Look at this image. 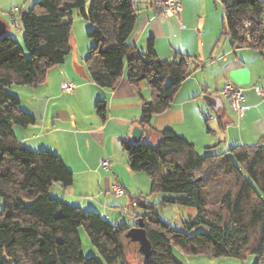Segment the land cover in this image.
<instances>
[{
	"label": "trees",
	"instance_id": "16d2710c",
	"mask_svg": "<svg viewBox=\"0 0 264 264\" xmlns=\"http://www.w3.org/2000/svg\"><path fill=\"white\" fill-rule=\"evenodd\" d=\"M87 1L38 0L29 10L19 7L28 54L11 34L0 36V264H103L85 256L81 227L106 264H131L124 238L140 220L152 245L148 258L142 254V264H183L175 250L215 258L254 254L256 264H264V135L256 145L203 154L172 129L160 132L159 145L122 140L130 168L149 175L151 193L166 194L162 205L196 209V216L185 222L187 228L205 225L207 230L193 235L164 222L156 204L142 202V196L131 202L144 209L132 226L113 223L96 211L85 213L50 195L55 183L73 184V171L53 150L23 145L13 127L34 124L35 117L7 89L44 83L49 70L65 61L72 50L75 12L94 26L87 33L92 46L86 67L95 83L113 89L126 74L133 85L146 82L150 87L151 99L142 106L144 128H153V116L169 109L185 80L204 65L189 54L163 59L153 40L147 53L131 44L139 18L134 0H91L90 11ZM223 6L232 45L264 53V0H223ZM95 110L107 119L106 97Z\"/></svg>",
	"mask_w": 264,
	"mask_h": 264
},
{
	"label": "crops",
	"instance_id": "0c3cea01",
	"mask_svg": "<svg viewBox=\"0 0 264 264\" xmlns=\"http://www.w3.org/2000/svg\"><path fill=\"white\" fill-rule=\"evenodd\" d=\"M134 1L139 18L131 44L147 53L153 40L163 59L189 54L204 64L185 80L170 108L153 116L150 139H142L141 143L159 145L160 132L172 129L193 142L202 154L229 151L236 145L258 144L264 135V53L232 45L226 30L223 0H181L180 18L164 16L158 0ZM21 2L0 0V19L7 23L9 34L10 24L21 32L11 20L15 6L24 8ZM86 9L90 11L91 0L87 1ZM93 27L88 19L75 12L72 50L65 61L49 70L44 83L13 84L8 88L9 93L19 97L21 108L35 117L34 124L14 125L13 129L23 145L33 150H53L73 171V184L69 187L53 184L49 189L51 196L121 224L128 222L122 209L149 189H143L141 183L151 184L146 172L130 168L122 147L123 139L132 141L133 127L141 125L142 106L151 99V89L146 82L133 85L126 74L113 89L95 83L86 67L92 46L87 33ZM64 81L74 82L75 89L63 91ZM226 81L244 88L248 110L242 117L231 109L223 93ZM257 88L263 89V93ZM206 94L222 97L224 107L217 112L213 110L203 98ZM104 97L108 101L106 120L95 110L96 103ZM104 159L110 161L108 168L100 164ZM115 183L124 186V195H114ZM190 261L222 264L221 260L209 257Z\"/></svg>",
	"mask_w": 264,
	"mask_h": 264
},
{
	"label": "rangeland",
	"instance_id": "374dc122",
	"mask_svg": "<svg viewBox=\"0 0 264 264\" xmlns=\"http://www.w3.org/2000/svg\"><path fill=\"white\" fill-rule=\"evenodd\" d=\"M36 1L38 0H22L21 5L24 6L25 10H29L32 8V6L34 5ZM9 26H10L11 35L15 37L21 43L26 53L28 54V50L25 46L24 39H23V32L22 31L17 32L11 24ZM7 91L9 92L8 89ZM142 174H144V176H148L146 175V173H142ZM132 179H135V177ZM136 182H137V179H136ZM150 185L148 184L147 186L146 184L145 186V183H141V187L143 189H147V187H149V189L143 194H138V196H142V202H146L148 205L156 204L155 209L157 213L160 215V218L164 222H167L172 227L180 231H184L190 235L196 234L199 231L207 230V226L205 225H199L194 228L188 229L185 222H187L192 216H196V213H197L196 209L193 207L182 206L178 203H173L167 206L162 205L161 202L166 194L165 193H151ZM95 199L97 198L95 197ZM3 207H4V198L0 195V211L3 209ZM136 209L140 213L144 211L142 207H137ZM90 211L91 210L85 213H89ZM126 218H128L127 221L130 222V224L133 226V222L130 219V217H126ZM79 234L82 240L83 251H84L85 256L87 257L95 256L103 264H106L104 259L97 252V249L95 248V246L91 243L89 235L84 227H81L79 229ZM124 244L126 247V256H127L128 261H130L131 264H142L143 258H142V253H140L139 251V244L135 241H131L127 239L126 237L124 238ZM175 255L177 259L181 261L183 264H192L190 261L192 258H197L199 262L200 260H204L205 258H208V257L213 260L214 259L221 260L222 264H256L257 263V256L254 254H250L245 259H239L236 257H226V256L215 258V257L207 256V255H185L179 252L178 250H175ZM118 264H122V263L119 262ZM193 264H198V263H193Z\"/></svg>",
	"mask_w": 264,
	"mask_h": 264
},
{
	"label": "built area",
	"instance_id": "2783aa9c",
	"mask_svg": "<svg viewBox=\"0 0 264 264\" xmlns=\"http://www.w3.org/2000/svg\"><path fill=\"white\" fill-rule=\"evenodd\" d=\"M158 6L160 8L161 13L166 16H176L180 18L181 12L183 10L182 4L180 0H158ZM19 10L18 6L14 7V13L11 18L13 25L21 30V21L17 15ZM247 25L250 23L247 22ZM62 89L65 92H70L75 89V83L72 81H64L62 83ZM259 93H263V89L257 88ZM224 95L227 97L231 109L236 112L240 117L244 116L248 110V106L245 105V95L244 88L234 84L233 82L226 81L223 89ZM103 168H108L110 165V161L107 159L101 160L100 162ZM112 192L115 196L119 197L126 193V190L123 185L120 183H115L112 185ZM123 214L130 217L133 222V225L137 224L141 218L140 212L136 209V203H133L130 206L124 207Z\"/></svg>",
	"mask_w": 264,
	"mask_h": 264
},
{
	"label": "water",
	"instance_id": "95a60500",
	"mask_svg": "<svg viewBox=\"0 0 264 264\" xmlns=\"http://www.w3.org/2000/svg\"><path fill=\"white\" fill-rule=\"evenodd\" d=\"M7 33V23L0 19V36ZM204 100L215 110L216 112L219 108L224 107V100L220 96H213L206 94L203 96ZM150 130L144 128L142 125H135L131 132L132 143L139 144L142 139L148 141L150 139ZM125 237L131 241H135L139 244V251L148 258L151 255L152 245L149 241L146 231L144 229L143 220H140V223L137 227L131 228Z\"/></svg>",
	"mask_w": 264,
	"mask_h": 264
}]
</instances>
